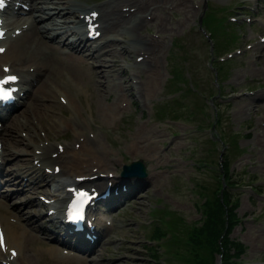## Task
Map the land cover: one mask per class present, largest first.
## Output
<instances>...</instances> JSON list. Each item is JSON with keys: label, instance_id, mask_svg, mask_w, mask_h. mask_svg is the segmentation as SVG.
Listing matches in <instances>:
<instances>
[{"label": "rangeland", "instance_id": "obj_1", "mask_svg": "<svg viewBox=\"0 0 264 264\" xmlns=\"http://www.w3.org/2000/svg\"><path fill=\"white\" fill-rule=\"evenodd\" d=\"M106 1L107 0H85L84 6L101 7ZM158 1L163 3L164 6L167 4L166 9L154 11L153 7H151L147 12L152 11L154 17L148 20L140 33H137L145 40L151 41V39H156L164 48L163 53L160 54L162 78L157 86V90H154V92H156L152 102L147 101L145 105L141 102L139 106L136 105L133 107L127 106L124 113L126 118H124L122 114L115 115L114 117L102 116L104 114L100 112V105H105L106 107L109 102L105 100L100 102V100H98V97H105L102 96L103 92L100 91L99 86L92 90H87V88L81 84L86 81L85 67L89 66L83 65L85 67H82V64L76 62L77 65L72 67L73 69L76 67L77 69H75V71H78V75H76L77 79L74 81L78 80L81 83H78V87L75 85L74 94L79 89L82 90L84 94L82 101H79L77 97L73 95L74 97L72 96V98L76 105L69 109V114L74 124V130H76L72 132L71 129L67 128V123L69 121L65 118H60L58 124H55L54 122L57 121L58 118L54 115V117H50L52 123L48 125V127H52V132L56 130L55 134H63L66 137L83 136L82 138H84L87 136L89 140L94 141V144L98 145L99 148L102 147L100 149L106 150L110 157L118 160L117 165H120L119 159H126L131 162L143 161L147 163V160L144 161L141 159L144 157L143 154L139 157H136L135 154H128V156L123 157L119 154V151H122V149L126 150L128 147L126 139L127 136L132 133V129L136 128L138 124H144L149 126L146 133L148 136L150 130L156 131V129H164L163 133H167L165 134V142L159 143L161 141L159 140V144H157V136L154 141H151V143L157 144L159 151L165 153L171 141L176 138L168 129L172 123L167 121L163 123V121L169 117V111L160 110L159 112H155V107L170 99L171 97H168L169 94L175 93V98L170 99L168 104L170 111L179 113L180 119L185 120L189 114L195 110L191 108V106L195 108V104L189 102L193 99L187 94L188 90H191V88L188 87L189 84L186 86L184 82L182 84L181 81L176 80L177 78L182 77L186 83H192L194 86L201 88L205 92V97L209 95L210 98L211 95H217V83L215 78L217 71L219 74V83L223 82L222 85H219V88L220 90L225 89V93L223 94L240 91L237 95L230 94L225 100H229L228 102L231 103H237L238 100L245 97L251 99L253 97V100L239 102L240 104L237 103L235 108L228 110L229 118L231 119L230 125L227 132L224 131L225 133L222 134L220 138L224 142H232L233 138L238 139L239 145H233L229 142L231 145L230 148L233 150L230 149L226 155H221L220 152H222V149L220 145L218 146L219 153L213 152L211 155L208 154V149H210L212 147L211 144H213H210L208 140L210 137L215 136V132L210 130V123L203 125L206 126V128L202 133H199L195 130V124L179 121L176 125L180 127L181 131L183 129L182 142L178 150L180 156H177V149L171 147L172 157L178 158L181 160L180 163H183L181 158L191 153L190 157L193 161L194 159H208L206 161L211 168H206L205 171L207 173L205 174H192L191 176L184 174L181 177L177 175L158 174L151 178L150 171L152 166L145 163L150 182H145L143 189H140L141 191L138 190L139 192H136L137 194L134 198L128 199L129 204L128 201L122 203L124 206L116 211L121 213L116 214L113 223L112 232L110 234L111 244L108 245L110 247L106 249L105 245L107 244L104 243L99 250L89 254L82 264H155L157 263L156 261L160 264H192L191 251L186 247L185 242L190 239L188 234L190 230L193 227L199 226L202 221V219L200 220V211H196L193 206V201L196 197H208V200H210L212 196L217 193L216 190L222 186L214 182L213 175L217 176L221 174L220 168L223 164V157L226 158V162L228 163V173H244V179L240 182L239 186L233 190L231 197L234 198L230 200V204H237V216L239 220L242 219L241 224L236 226L231 235L232 239H237L242 242L245 249L244 255L241 256L238 264H264V143L261 145L262 147L256 145L258 144L256 139L264 141V133H262L264 128L257 129V124H261L259 121L264 124V120H262L264 118V108L259 109L254 107L255 102L257 104H262L264 107V97H258L259 93H264V0H187L190 10L186 5V0ZM71 2L83 7V5L78 4V0H76L77 3L75 0H71ZM206 3L207 5L205 6ZM208 6V10L214 13L211 17L207 14L208 10H206V7ZM85 9L88 10L90 8ZM204 13L206 14V19L204 18ZM147 14L146 16L149 18ZM202 16L203 24L201 22L199 28L198 21ZM61 26L64 27L62 24ZM41 27L42 26L38 25V29ZM53 28H55V26ZM42 32L43 30H39V35ZM209 34H211V36ZM118 35L123 36L125 39L131 38V34L124 30L120 31ZM120 36H118V40H122ZM104 40L105 37L104 34H102L96 43L104 44L105 46L107 43ZM47 41L51 43L49 39H47ZM115 44L119 45V47L116 46L117 51L119 50V52H122L120 47L125 45L124 41H116ZM132 44L136 47L138 46L136 43ZM111 46L112 44L108 45V47ZM85 54L89 55L90 53L86 52ZM261 54H263V58L260 60L259 57ZM47 55L48 54H45L44 58H49ZM118 55L121 56L120 54ZM54 56L57 55L54 54ZM104 57L106 56L101 58L104 59ZM126 58H122V67L129 71L132 70V72L137 71L139 65L137 66L135 61L138 57L135 59ZM102 59L95 62L97 66H100L99 63L104 61ZM55 62L60 66L58 69L59 73L61 69L63 70L64 68L73 71L72 68L63 66V63L68 62L67 60H55ZM211 65L217 70L213 69ZM171 74L174 75V78L169 76ZM89 81H91V78L87 82L92 85ZM108 81L111 83L112 80L110 79ZM51 82L49 78L45 81L44 85L47 89L45 97H42L40 100L38 98L37 101H35L36 106L32 112L30 108H26V113L20 114V118L19 116L17 117L12 127L8 130V135H13V132L17 131L15 136H19V129L26 125L27 118L34 116L35 113L38 115L40 127V125L49 118L48 110L54 108L58 110V107L53 101L55 96L52 95L49 90V84ZM106 82L107 80L102 78L100 84H105ZM58 84V80H55L54 86L56 87ZM95 89L96 97L93 102ZM136 93L137 90L135 91V94ZM193 93L199 98L203 97V94L199 90L194 89ZM114 94V92L109 93L110 101L115 98ZM184 96L186 104L183 108L179 109L180 102ZM149 97H152V94H149ZM61 98L59 102L62 105ZM45 99H47V101ZM222 101L224 100L218 95L214 100L209 101L206 109L207 114L210 116L215 106L221 105L220 103ZM168 106L166 105L167 110ZM240 110L242 111L240 112ZM33 112L35 113L33 114ZM125 119L128 122L125 121ZM22 120L24 121L19 126ZM33 122L34 127L32 126V129L36 130L34 132H38V135L31 132L29 141L23 140V144L20 146L22 152L28 148L25 147L28 142L34 141V143H36L35 140L41 141L40 138L43 132L42 130H37L35 119ZM118 128H121L120 132H116ZM141 128H143V130L137 133L141 140L144 141L145 146L141 147L138 152L149 150L152 145L142 138L145 127L142 126ZM79 132L80 134L77 135ZM83 132L84 134H82ZM236 132L239 133V136L234 135ZM74 133H76V136ZM137 133L132 136H135ZM224 135H227L226 138H224ZM259 135H263V137H259ZM132 136L128 139L129 143ZM82 138L78 139L80 140ZM78 139L77 142H79ZM5 142L11 143L9 139ZM67 143L68 139L65 138L62 143L58 144L59 155H63L64 153L61 152L60 147L67 150ZM173 144L178 145L179 141H174ZM79 145L80 144H75L76 151L82 156L83 147L80 148L81 145ZM30 146L33 147V144L30 143ZM80 149L82 151H80ZM168 151L171 152V150ZM162 153L159 154L162 159L161 161L164 162L166 156ZM253 155H255V159L260 162L258 163L262 166V169L256 168L252 164ZM75 158L77 161H80L77 157ZM75 158L74 160L76 161ZM71 159L72 157L67 158L68 161L70 160L69 163L72 162ZM149 159H151V157ZM167 162L171 163V161ZM192 165L194 164L190 162L186 164L189 169H193ZM163 167L165 170V166ZM117 168L119 167L117 166ZM157 168H159V166H157ZM110 173L116 172L113 170L110 171ZM247 173L252 176L251 179ZM76 174L83 175L84 172ZM193 176H195L194 179L192 178ZM196 180L199 182H196ZM200 181L206 184L214 182V184L212 187L208 185H203V187H201L199 185ZM250 185H252L253 189L250 188ZM129 190H131V187ZM163 206L170 212L179 214L187 222L194 223L190 226L188 233H186L187 229H185L186 224L181 227L173 225L163 227L162 230L168 232H172V230L185 231L179 233L177 242L160 241L155 244L158 256L151 257L147 255L148 251L146 247H150L151 245L146 243V239L150 234H155L156 232H154L153 229L149 230V223L158 216L156 209ZM26 212L30 213V209L27 208ZM167 220L175 222V219L172 217H168ZM130 226H132V228L129 229ZM134 252L139 253L138 256H136L137 258L129 256ZM52 253L61 260L65 259L59 252ZM172 255L178 260L176 261L169 258ZM108 256L113 257L109 262L106 261ZM103 258H105V260ZM33 262V264H58L49 259Z\"/></svg>", "mask_w": 264, "mask_h": 264}, {"label": "bare ground", "instance_id": "obj_2", "mask_svg": "<svg viewBox=\"0 0 264 264\" xmlns=\"http://www.w3.org/2000/svg\"><path fill=\"white\" fill-rule=\"evenodd\" d=\"M22 3L25 5L27 3H29V4L31 3V9L35 12L34 13V18H36L35 20L39 19L40 20L39 23H42L45 21V22H47V24H46L47 26H52V27L58 26L59 20H61V19L64 20L63 21L64 25L69 24L70 19H74L76 22H78V25H81V23L85 25L84 20L79 17V15H81V10L85 9V8L71 2V0L70 1H68V0L49 1L48 0L44 4L46 7L39 6L38 4H35L36 0H25V1H22ZM163 6H164L163 3H160V1H158V0H109V2L106 3L105 6H103V7L90 8L88 10L85 9L86 10L85 15H88V14L92 15V14L96 13L97 17L99 18V20L97 21L99 24L92 23L91 30L94 29L95 32L101 31L104 34L106 40H108V41H110V40L117 41L119 39L118 36H120L118 34L122 30L129 31V33L131 35H133V37H136L137 33L140 30H142V28L145 26V24L147 22V17L145 15L147 13V11L151 7H153L154 11L163 10ZM38 13H39V15H38ZM152 14H153V12L150 11L151 17H153ZM23 26H25V23L21 19H18L14 23L15 32L18 29L23 30V32L16 39L18 41L15 43V45L13 46V48L11 50V53H13V58L10 61V65L14 67V65L16 63L20 64V67H21L23 72H25L27 70V68L30 66L35 67L34 75L31 76L35 79V81H34V84L32 85V87L28 90V94L30 93V91H32L33 94L31 95V97L29 99L30 102L28 101V104L26 107L27 109L30 108L31 112L33 111L34 107L36 106L35 101H37L38 98L40 100L42 97H45V93L47 92L46 86L44 85L45 82L42 85H40L39 88L34 86L37 84L39 78L45 77L46 80L48 78L51 79L52 82L49 84V90H50L51 94H53L55 92H63V91H65L66 87L71 89V87H72L71 83L76 82L74 80L77 79L76 75H78V71H75V69H77V68L75 67V69H73L72 67L77 65V63L90 66V69L92 72V77H91V81H89V82L92 83V85H94L96 87L99 86V89L102 88V90H103L102 96H105V97H100V98L98 97V100H100V102H102L104 100L109 102V104H107L106 107H105V105H100V112L102 114H104L102 116L111 115L112 113H116V111L121 112L122 107H124L127 104V101L129 103H132V104L138 102L139 101L138 98H136L134 95L131 94L132 91L135 88H137L138 96L141 98L145 97L144 96L145 94H148L149 92L153 91L157 87L159 80L161 79V76H162V74L160 72V66H161L160 63L161 62L159 61V56L163 51V47H162L161 43L159 41H157L156 39L155 40L153 39L151 42L140 41L141 45L139 48L132 49V48L128 47L127 49H125L124 54H122L121 56L116 55L115 51H112V50L110 51V49H105V47H98V46L93 47V48H96V50L98 51V53L96 54L98 58H100L101 56H105L104 55L105 53L109 54V56H111V63L103 64L104 67H106L107 69H105V68H94L93 65L89 64L90 55L84 57L83 55L78 54L77 52H74L77 50L84 51L86 49L85 47L81 49L80 46L77 47L76 45L70 44L68 46L69 51H67V54L70 53L69 56H67V57H62L59 55L54 56V54H56L55 53L56 50H60L61 45L63 43L65 44L66 41H68L67 43H69V36H71V35H69V32H62V30L57 31L58 29L54 28V29H56L55 31H53L52 33H48V32H45V29H44L45 27H41L40 29L44 30L45 34L43 33V34L39 35L38 31L40 29H38V26L37 27L27 26V28H24ZM66 29H68L71 32V34H73L74 36L79 37L78 41H81L80 45H82V43H83L82 38H85V33L78 32V30H73L71 28L69 29V25L67 26ZM91 30H89L87 32V34H89L91 32ZM49 36L51 38H56V41L60 43L57 46V48L53 47L52 44L47 41ZM85 39L90 41L88 39V37H86ZM16 40H14V41H16ZM50 48H52V50H50ZM104 49L107 52H102V50H104ZM45 54H48L47 56L49 58H44ZM125 56L131 57V58H133L135 56H140L143 58L142 62L138 63L139 64V70L137 71V73L136 72L132 73V70H130L131 71L130 72L124 68L121 69V71L118 69L120 67V65L122 64L121 59L125 58ZM3 58H6V57H3ZM259 58L261 60L263 58V54H261ZM62 59H65L68 61L67 63H63V66L70 67V68H72L73 71H71L68 68H64L63 70L61 69L60 73L58 72V69L60 66H58V64L55 62V60L58 61V60H62ZM258 63H260V62H258ZM65 73H67L69 76V79L67 81L64 80ZM119 75L121 77H119ZM136 75L140 79L139 85H137L136 81H135ZM102 78L105 80H108L109 78H113L115 80H118V82H115L113 84L105 83V84L100 85ZM55 80H58V83H59L58 86L56 85V87L54 86ZM263 83H264V81H263ZM156 90H157V88H156ZM111 92L115 93V99H112L110 101L109 100L110 99L109 93H111ZM67 97H69V101L72 102L71 96L69 95ZM258 97H260V98L264 97V93L263 94L259 93ZM45 100H47V99H45ZM252 100H253V97H252L251 101ZM237 103H239V102H237ZM237 103L228 104V107H230V108L235 107V106H237ZM254 107L259 108V109L264 108L262 104H257L256 102L254 104ZM242 110H240V112ZM34 113L35 112H33V114ZM54 115L55 114L53 112L51 117H54ZM37 117H38V115L35 113L34 116L27 118V124L22 126L19 129V132L21 129H24V128L29 129L32 132L36 131V130L32 129V126L34 127L33 120L37 119ZM112 117H114V116H112ZM40 120H41V118H40ZM262 120H264V118ZM68 121L69 122L67 123V128L72 129L73 126L70 122V118L68 119ZM56 122L57 121H55L54 123L56 124ZM259 123H261V124L260 125L257 124V129L258 128L263 129L264 124L260 121H259ZM248 127H249V125H248ZM142 130H143V128L140 127L138 132H140ZM53 131H54V128H53ZM42 132H43V135L40 138V140L42 142H44L45 140H47L48 142H51L53 140L52 127L46 126V127H44ZM80 132L77 135H79ZM13 133L15 134V133H17V131H14ZM76 133H74L75 136H76ZM262 133H264L263 130H262ZM34 134L38 135V132H34ZM82 134H84V132ZM16 137L18 139L20 138L19 136H16ZM82 137L83 136H81V137L79 136L78 138H82ZM259 137H263V135H259ZM23 140L24 139L18 140L16 142L17 145L21 146L23 144ZM256 140L258 143V144H256L257 146H259V145L261 146L264 143V141H260L261 139H256ZM5 141H8V140H5ZM92 142H94V141H92ZM156 142L158 143L159 139L156 140ZM30 143H32L33 145L36 144V143H34V141H30V142H28V144H26L25 147H28L29 149H31L32 146H30ZM76 144H80V143H76ZM130 144L132 145V147L130 149L133 151H137V152L140 150L141 147L145 146L144 141L141 140L138 133L135 136L131 137ZM80 148H82V147H80ZM100 148H102V147H100ZM150 148H151V146H150ZM55 149H56V145L51 144V147L47 151L41 150L42 151L41 154L35 159L41 160L43 162L49 161L50 164L57 162V160L59 158L58 157L56 158ZM66 149H68V151H70V152H73V150H71V146H69ZM84 149H85L84 154L82 155L80 153L82 156L78 155V157H77L80 160L79 161L80 164H78L76 166H72V168H71L72 170L77 169V171H81V172L83 170L84 171H91L92 175H94V172H98L99 170H103L105 167L110 165V159L104 158L105 153H103L99 149H95V148L91 147L88 144V142L85 143ZM80 151H82V150L80 149ZM19 153H22V149L19 150ZM170 154H171V152L168 151V155H170ZM13 155H15V154H13ZM83 156L86 159V165L82 164V161H83L82 157ZM66 161L67 160L65 159L64 162H66ZM76 161H77V159H76ZM258 162L259 161H257L255 159V155H253L252 164L256 168L262 169V166L259 165L260 162L259 163ZM164 166H165V172L166 173H170V172L174 173L175 171H177L176 169H178V165H175L172 162L171 163L167 162L164 164ZM263 168H264V166H263ZM52 180L56 184V189L54 190V192L59 193V195L60 194L64 195L62 200H61V203H62L63 200L65 199L66 195H67V194H65L66 188L69 186H72L71 180L70 179L68 180L67 178L64 179V178L59 177V176H56ZM44 182L47 185V189H45V191L48 190L49 195H51L52 191H51V188L49 186V179L45 178ZM72 182H74V181H72ZM84 184L85 185H87V184L94 185V186L100 188L101 182L98 183L96 181H93V182L92 181H85ZM133 187H134L133 193L135 194L138 190L142 189L143 185L140 183H134ZM62 190L64 192H62ZM131 197H132L131 195H128L126 198L122 197V198L117 199L115 201H116L117 205H121L120 207H122V206H124V204H122V203L127 202L128 201L127 199H130ZM128 204H129V201H128ZM117 210H115L113 213H115ZM113 213H111V214H113ZM15 215H16L17 219L21 222V224H18V226L16 228L18 230L19 229H25V231H26L25 251L28 252L31 250V247L28 245L29 243L34 244V243H38V242H44V239L40 235L41 233L45 234V231L43 229L39 228L38 226H36L34 224L30 225V223H28V222L24 223L19 214H15ZM51 223H53V219H52ZM52 232L55 233L56 236L59 237L61 240L74 244L73 242H71L66 237H63V235L57 234L54 230ZM12 242H13V244H18V239L13 238ZM58 243H62V241H59ZM54 247H55L56 251L51 250V252H59L60 251L57 246H54ZM84 248L87 249L86 247H84ZM123 248H126V247H123ZM126 250H128V249H126ZM86 251H88V250H86ZM129 256L136 257V256H138V253L134 252L132 255H129ZM103 259L105 260V258H103ZM111 259H113V257H109L108 262ZM26 262H27L26 264H31V255L27 258Z\"/></svg>", "mask_w": 264, "mask_h": 264}, {"label": "snow or ice", "instance_id": "obj_3", "mask_svg": "<svg viewBox=\"0 0 264 264\" xmlns=\"http://www.w3.org/2000/svg\"><path fill=\"white\" fill-rule=\"evenodd\" d=\"M4 7V0H0V8ZM2 35V34H0ZM2 51V49H0ZM5 71H8L5 69ZM15 76L8 77L4 80H0V100L6 99L10 97V92L6 91L4 86L9 83H14L16 81ZM89 194L87 192H77L76 193V203L73 205L74 212L71 213L72 218L74 220H80L83 218L82 209L85 203H87L89 199ZM4 246V236L0 233V247Z\"/></svg>", "mask_w": 264, "mask_h": 264}]
</instances>
